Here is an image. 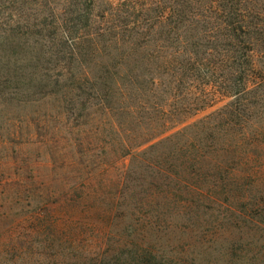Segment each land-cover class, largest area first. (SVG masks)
Wrapping results in <instances>:
<instances>
[{
  "label": "trees",
  "instance_id": "1",
  "mask_svg": "<svg viewBox=\"0 0 264 264\" xmlns=\"http://www.w3.org/2000/svg\"><path fill=\"white\" fill-rule=\"evenodd\" d=\"M178 2L166 6L159 17L166 37L161 45L156 43L157 53L143 57L147 61L152 57L157 59L166 69L163 79L151 76V71L143 73L148 78L144 83L135 80L134 72L119 79L120 73L108 68L95 77L86 75L85 79H80L73 70L62 73L75 82L71 89L79 91L75 97L82 98L81 106L87 105V95L95 94L104 115L112 120L110 126L115 133L112 143L100 141L103 148L96 155L93 149L84 154L78 152L86 156L89 165L73 166L80 182L72 186L70 194L76 197L73 195L67 200L65 207L69 217L82 212L93 219L92 224L86 225L93 226L90 231L95 232L99 223L106 225L103 229L106 249L96 254L74 246L75 233L58 227L47 207L44 211L49 212H44L45 216L42 212L33 217L32 229H25L6 243L14 252H10L12 255L7 261H19V264H204L212 261L249 264L245 255L236 261L229 259L230 245H222L214 252L195 246L189 251L182 249L183 255H178L173 243L183 244L182 235L170 239L164 234L174 228L182 234L191 228L214 232L264 231V183L253 179L256 172L244 166L242 156L245 143L254 144L264 133V0ZM135 25L140 29L138 23ZM64 34L59 40L60 47L63 51L64 46L70 47L68 53L74 59L77 51L74 45H69L67 33ZM74 38L78 41L81 37L71 38L76 41ZM193 40L206 41L205 46L202 44L205 49L186 51L175 45L177 42L189 47ZM128 56L123 54L121 60L124 62ZM185 72H188V88L196 91L189 101L182 95L191 91L182 94L177 86ZM90 79L93 82L89 85ZM131 85L142 91L139 97L130 93ZM167 85H171L170 92H164ZM117 96L119 104L113 107ZM223 102L202 120L184 125L189 115ZM84 138L80 144L87 142L93 146L91 138ZM127 158H130L127 171L116 179L101 181L107 182L106 186L102 184L105 188L118 187L121 190L118 196L112 195L113 201L102 197L93 199L96 194L90 181ZM68 159L71 165H78L73 158ZM79 188L82 191L78 192ZM98 200L101 204L94 206ZM75 203L87 209L78 212ZM165 208L172 212L161 214ZM86 226L82 228L87 231Z\"/></svg>",
  "mask_w": 264,
  "mask_h": 264
},
{
  "label": "rangeland",
  "instance_id": "2",
  "mask_svg": "<svg viewBox=\"0 0 264 264\" xmlns=\"http://www.w3.org/2000/svg\"><path fill=\"white\" fill-rule=\"evenodd\" d=\"M178 1L0 0V179H3L0 181V264H10L7 259L14 254L6 243L25 229H32V219L42 212L45 216L44 212L47 211L44 209L47 207L58 227L75 233L74 246H81L96 254L106 249L103 241L106 225L99 223L95 232L90 231L93 226L86 225L94 220L81 212V209L87 208L75 203L81 214L69 217L65 207L67 200L76 195L70 194L72 186L76 181L80 182L75 169L89 165L86 156L79 153L93 149L96 155L103 148L100 141L104 139L112 143L115 134L110 126L112 120L104 115L95 94L87 95V105L81 106L79 101L82 98L77 100L75 97L79 91L71 89L75 82L62 73L73 70L80 79H85L86 75L95 77L108 68L111 72L120 73L119 79L134 72L137 74L135 80L144 83L148 79L143 74L146 71H151L153 77L163 79L166 69L160 66L157 59L152 57L147 61L143 57L148 53H157L156 43L161 45L166 37L162 33L159 17L166 6L179 4ZM135 23L140 25V29ZM65 31L70 38L69 45H74L77 51L74 59H70V47L67 49L64 46L63 51L59 44ZM79 36L78 41L71 39ZM152 39L150 44L145 43ZM186 39L190 41V38ZM204 43V40H193L189 47L177 42L175 45H180L186 51H202L205 49L202 47ZM125 53L129 56L123 62L121 57ZM187 74H183L177 86L182 94L191 91L186 96L182 95L189 101L195 97L196 91L188 88ZM92 82L90 79L89 85ZM130 87V93L137 97L141 95V90L132 85ZM163 89L168 92L171 85ZM165 97L166 93L163 99ZM119 101L118 96L114 98L113 107ZM224 103L189 115L184 125L202 120ZM261 134L263 136L260 135L254 144L245 143L242 156L244 166L256 172L253 179L264 183V133ZM84 136L92 139L93 146L87 142L80 144L85 140ZM54 152L56 158L52 156ZM68 158H73L78 165H71ZM129 163L130 158H127L111 165L108 173L98 172L100 175L90 181L92 190H95L93 194H96L93 199L102 197L113 201V196H118L121 190L113 185L105 188L103 185L106 186L107 182L103 184L101 181L116 179L127 171ZM80 188L78 192L82 191ZM98 204H101L100 200L94 206ZM170 212L172 210L168 208L160 211L167 215ZM174 217L177 219L175 214ZM85 226L89 227L87 231L82 228ZM152 232L156 234V231ZM181 235L183 244L173 243L177 247H173V250L178 255H183L180 254L182 249L189 251L195 246L214 252L222 245H230L229 259L236 261L245 255L249 264L254 260L255 264L264 260V231L214 232L206 228H191L182 234L181 230L174 228L164 234L170 239ZM220 259L222 262V257ZM204 264L224 263L212 261ZM260 264H264V261Z\"/></svg>",
  "mask_w": 264,
  "mask_h": 264
}]
</instances>
